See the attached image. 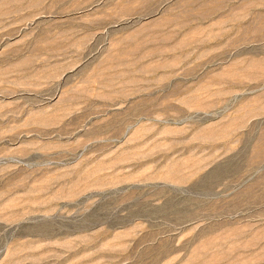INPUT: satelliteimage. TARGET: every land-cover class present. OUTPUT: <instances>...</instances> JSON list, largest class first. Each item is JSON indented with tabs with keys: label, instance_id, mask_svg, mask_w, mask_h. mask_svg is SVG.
Instances as JSON below:
<instances>
[{
	"label": "rangeland",
	"instance_id": "1",
	"mask_svg": "<svg viewBox=\"0 0 264 264\" xmlns=\"http://www.w3.org/2000/svg\"><path fill=\"white\" fill-rule=\"evenodd\" d=\"M0 264H264V0H0Z\"/></svg>",
	"mask_w": 264,
	"mask_h": 264
}]
</instances>
